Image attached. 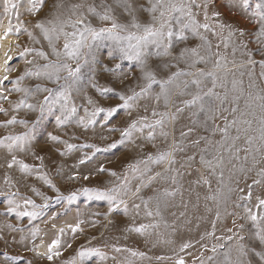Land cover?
I'll return each instance as SVG.
<instances>
[{
  "label": "snow or ice",
  "instance_id": "snow-or-ice-1",
  "mask_svg": "<svg viewBox=\"0 0 264 264\" xmlns=\"http://www.w3.org/2000/svg\"><path fill=\"white\" fill-rule=\"evenodd\" d=\"M217 3L218 0H113L112 3L100 0L97 4L95 0L91 3L89 0L75 3L55 0L49 14L37 20L30 30L22 19L21 10L35 17L45 7L46 0H0V28H4L0 41L9 34L17 37L27 35L32 45H40L38 48H21L17 42L15 51L9 48L4 53V75L0 76V113L8 116L9 109L3 107V102L7 101L13 113L25 110L38 114L34 120L17 119L16 115H12L0 123V127L4 128L20 125L25 129L20 134H9L0 139V148L10 156V160H6V167L18 168L21 178L36 175L37 179L43 180L57 193V204L66 202L71 205L81 195L89 200H105L109 205L108 215L122 209L125 215L130 216L132 223L126 228L127 232L147 237L159 229L161 223L168 227L164 213L170 208L187 209V203L173 202L177 196L183 198V177L198 164L195 184L207 189L204 196L206 212L212 213L214 210L211 230L201 239L217 241L211 248L208 244L202 245L205 252L210 251L213 255L205 257L201 254L200 264H264V195L254 198V189L264 188V88L256 90L255 72L258 66L259 78L264 80V0H228L227 3V8L233 14L247 19L255 27L251 41L245 39L249 35L245 30L222 19V12L216 10ZM5 19L8 21L6 26L3 23ZM93 19L99 24H94ZM190 37L200 43L182 47L177 52L176 45L185 44ZM250 43L257 45L256 53L262 57L259 62L249 48ZM105 45L108 47V58L119 61L114 67L103 64L98 58L100 48ZM14 55L25 68L20 76L11 80L10 74L17 70L16 66H9ZM238 55L240 59H237ZM152 58L159 63L150 65ZM125 61L140 70L138 80L142 83L132 88L131 94L99 84L98 70L122 79L125 73L121 69ZM237 68L247 69V91L244 81L237 78ZM244 74L241 72L240 76ZM27 79L46 83L28 87L24 84ZM6 81L11 87L5 84ZM88 88L94 89L101 97L115 94L122 103L109 108L99 106L91 96H87ZM13 92L22 94L16 102L9 99ZM41 94L42 99L38 100ZM79 95L85 96L88 105L83 108V115L75 101ZM145 100L153 105L150 112L145 104V115L133 119L123 129H110L120 131L121 139L105 148L88 143L78 146L57 135L47 134L52 142L65 145L61 156H67L73 150L92 149L91 155H83L80 164L92 160L97 153L116 149L120 144L134 143L141 137L153 148L157 147L155 141L158 136L168 145L131 164L123 177H118L114 171L109 172V175L120 180L110 188L84 187L64 196L46 173L39 174L38 169L17 157L18 152L31 150L47 115H54L59 128L75 122L87 130L95 127L98 121H102L101 127L108 124L121 109L131 116ZM161 106L163 110H160ZM186 111L190 113L191 123L180 130L177 139L174 126ZM218 119L223 121L222 126L217 123ZM198 129L208 135H198L189 143V138ZM253 132L256 134L253 135ZM217 134L219 139L210 138ZM189 147L194 149L192 154L178 161L177 153L185 152ZM32 155L43 162V157L35 152ZM153 166L162 167L163 171H153ZM96 171L104 173L106 169L101 165ZM252 171H255L256 178L247 185V190L239 187L241 180H246ZM212 177L216 179L215 188ZM69 179L76 177L70 176ZM84 179L87 180L88 176ZM133 179L138 181L134 188L131 184ZM144 189H152L153 194L145 197L141 194ZM31 190L43 196L37 189ZM233 194H236L235 199ZM0 197L7 200V211L19 218L27 217L29 221L41 217L51 199L43 196L44 203L37 204L21 196L10 175L4 179ZM208 201L212 202V207ZM229 204L241 211H229ZM141 212L148 222L137 224L136 219ZM179 215L185 216L186 211ZM227 217L233 218V227L226 229V235L218 236L217 223ZM9 228L24 231L12 225ZM39 231L38 228L32 231L33 243ZM80 231L83 229L79 224L72 227L73 233ZM59 232L60 236L47 245L45 254L50 261L61 255L64 229ZM25 239L22 236L21 242ZM67 246L71 247V244ZM192 246L190 242L184 243L180 251L184 252ZM39 247H44L43 241ZM112 249L116 253H128V257L118 264H135L134 258L151 259L146 253L132 248L112 245ZM32 250L35 251V247ZM91 256L100 257L102 262L106 259V253L101 248L82 247L77 257L68 264H83ZM253 257L256 258L255 262ZM112 259L116 260V257ZM157 259L163 260L165 257ZM8 260L12 264H19L15 257H6ZM175 264H185V259L181 256Z\"/></svg>",
  "mask_w": 264,
  "mask_h": 264
},
{
  "label": "rangeland",
  "instance_id": "rangeland-1",
  "mask_svg": "<svg viewBox=\"0 0 264 264\" xmlns=\"http://www.w3.org/2000/svg\"><path fill=\"white\" fill-rule=\"evenodd\" d=\"M70 2H79V0H70ZM89 2H93V0H89ZM100 0H95V3L99 4ZM108 3H112L113 0H107ZM55 3V0H46V5L42 9V11L37 14L35 17L31 16L22 11V19L26 26L29 29H32V25L39 19H43L49 12L52 10L51 5ZM228 0H218L216 5V10L222 12V19L225 21L232 23L234 26L245 30L249 35L245 37L246 40L251 41L252 36L251 33L255 32V27L245 18L241 17L238 14H233L227 8ZM0 15H2V7H0ZM146 18V16H145ZM4 25L6 26L8 21L4 20ZM94 24H99V21L93 19ZM4 32V28H0V35ZM9 36H13L14 46L13 51H15V45L18 42L21 45V48L25 46H35L40 47V45H32L27 35H20L19 37L9 34ZM199 40L196 38L190 37L189 40L185 44H177L176 51L178 52L180 48L185 46H195L199 44ZM215 43V40H214ZM250 50L254 54V58L259 62L262 57L256 53L257 45L254 43L249 44ZM108 47L105 45L100 48L98 52V58L103 64H108L110 67H114L115 63L119 61H112L107 56ZM237 59H240L239 55ZM43 63V61H40ZM159 63L156 58H152L150 61V65L155 66ZM16 66V71L10 74V79L14 80L24 71L25 65L22 61H19L17 56H13V60L9 66ZM183 67V65H181ZM125 76L121 79L102 70H98L97 72V80L101 86L113 87L117 92H122L124 94H131L130 90L135 88L138 83H142V81L138 80L140 76V70L136 65L130 64L125 61L122 64V69ZM175 69H172L174 71ZM236 75L238 79H242L244 81V88L248 90L249 78L247 74V69L237 68L235 69ZM244 72L243 76H240V73ZM256 90L264 88V80L259 78L260 69L257 66L256 70ZM37 83H46L43 81H37L35 79H27L24 84L28 87H34ZM8 87L11 85L8 81L5 82ZM49 87H54V85L48 84ZM138 90V89H137ZM22 94L13 92L9 99L13 102L18 101L21 98ZM87 96H91L99 106L109 108L115 107L122 103L115 94H108L107 96L101 97L94 89H87ZM37 99H42L41 96L37 97ZM75 101L78 106H80V114L83 115V108L88 107L87 101L84 95H79L75 97ZM35 103L36 101H32ZM147 104L149 106V112L151 107V101L145 100L141 101L140 107L132 112V115L129 116L123 109H121L109 122L108 124L101 127L102 121H98L95 127H91L87 130L78 126L75 122L70 123L69 125L59 128L56 126L54 115H47L43 119L37 133L36 139L33 141V145L31 150L28 152H18L17 157L23 160L25 163L34 166L39 170V174H47L48 178L52 181L53 184L57 188L60 189V193L64 196L69 195L72 191H78L84 187L91 188H99V189H107L115 184L120 183V180L117 177H113L109 175V172H116L118 177H123L129 170V166L136 161L143 159L149 153H155L157 148L165 149L168 145L162 142V138L157 137L155 143L156 148H153L151 143L145 141L143 137L135 140L134 143H124L118 145L116 149L110 150L104 153H97L92 160L88 161L85 164H80L79 160L83 157L85 153L91 155L92 149H82V150H73L71 154L67 156H61L60 152L65 151V145L56 144L48 139V133L59 136L62 140H66L69 143H73L76 145H83L85 143L94 144L101 148L107 147L109 144L118 142L121 139L120 131H111L110 129H123L127 127L128 123H130L133 119L138 116L145 115L144 105ZM243 102L241 101V105ZM3 107L9 109L8 116L0 113V123L7 121L10 119L12 115H16L17 119H29L34 120L38 115L37 113H27L25 110H22L20 113H13L11 111L10 104L5 101L3 102ZM163 107L161 106V109ZM58 114V113H57ZM231 119V117H229ZM190 113L185 112L181 115L179 121L176 122L174 126V132L177 139H179V133L182 128L190 125ZM217 123L221 126L223 125L222 120H217ZM256 127V124H253V128ZM25 129L20 125L10 126L8 128L0 127V139L4 138L9 134H20L24 132ZM253 135L256 133L253 132ZM198 135H208L204 133L202 129H198L192 137L189 138V143L191 139H194ZM212 139H219V134L215 137H210ZM171 139V138H170ZM169 139V142H170ZM240 143H243L241 141ZM194 149L189 147L185 152L177 153L176 158L178 161H182L186 158L187 155L192 154ZM35 152L38 156L43 157V162L33 156L32 153ZM6 160H10V156L7 151L3 148H0V188L4 187V179L7 175L12 177V181L16 183L17 188L19 189L20 195L23 197L30 198L34 200L37 204H43V196H48L51 199L48 201V208L43 210V215L34 221H29L27 217L19 218L15 213L7 211V200L4 197H0V264H12V261H6V257H15L18 259L19 264H28L31 261V264H68V262L72 261L74 257H77L79 250L82 247H99L106 253V259L102 262L100 257L91 256L84 260L83 264H118L120 257L115 255V252L108 244H105V241L111 240H119L121 237H126V228L132 223L130 216L124 214L123 210L117 209L116 213H109V205L105 200H89L87 197L81 195L78 199L72 203L71 205L66 202L63 204H57V193L54 189L50 188L47 184L44 183L43 180L37 179L36 175L27 178H21V173L18 168L8 169L6 167ZM103 165L106 169L104 173H98L96 170L99 166ZM179 167V164H177ZM199 165H194L191 170V173L195 174L196 168ZM162 167L153 166V171H159ZM189 170V172H190ZM183 171V170H182ZM70 176H75L76 179H69ZM88 176V179L85 180L84 177ZM228 172H225V178L227 179ZM255 171H252L248 174L246 180H241L239 187L247 190V185L252 182V179H255ZM212 186L216 187V179L212 177ZM138 181L131 180V184L133 188L137 185ZM183 192L187 191V195L189 192L194 191V180L186 178V175L183 177ZM159 186V185H157ZM235 186V185H233ZM35 188L39 192L43 194V196L37 195L31 189ZM206 189V188H205ZM15 190V189H14ZM202 191V190H201ZM207 191V189H206ZM198 196L200 192H197ZM145 197L153 194L152 189H144L141 193ZM202 198H197L192 200L193 205L200 204L199 207L194 208L193 211H198V209L202 208V214L204 220L211 215L212 218L208 222L196 223L193 225V230H198L200 226L206 228V232L211 230V222L214 219V210L212 213H208L205 210L203 203L204 193L201 192ZM184 195V194H183ZM186 195V199H180V196L175 198L174 204H180L181 202L185 203L188 196ZM256 195H264V188L257 187L254 189V198ZM236 194H233V199H235ZM23 203V201H20ZM212 207V202H207ZM131 204V201L129 202ZM229 211H237L240 212V209H234L231 204H229ZM177 207L170 208L167 212L164 213V220H172L171 224L167 222L168 227H165L163 223L158 231H166L168 233L171 232V229L176 230L178 227L182 229L187 227V220L184 218L185 216H180ZM183 210H180L182 212ZM175 212L176 215H172ZM188 212V209H186ZM59 213V215H56ZM55 216V219L52 217ZM107 216V218H106ZM184 218V220L182 219ZM232 217H227L223 220V222L217 223V235H226V229L233 227L232 225ZM83 221V223H81ZM111 221V223H109ZM181 221H183L181 223ZM148 222L143 217V212H141L140 217H137L136 223H145ZM79 224L80 228L83 231L80 232H72V227H75ZM9 225H12L16 229L23 228L24 231H12L9 228ZM163 227V228H161ZM198 227V228H197ZM39 229V235L35 238V242L33 243L32 231L34 229ZM60 229H64V233L61 236V247L60 252L61 255L58 257H54L53 260H48L46 254H42L41 250H46L47 245L55 239L57 236H60ZM105 230H107V234L105 236ZM111 232V234H110ZM204 232L202 236L206 233ZM129 232H127L128 234ZM26 237L24 242H21V237ZM141 236V235H140ZM201 236V237H202ZM107 237V238H105ZM193 237H196L195 235ZM201 237H197L192 241L194 244L196 241L200 242L199 245L193 246L191 249L193 250L191 255H186L184 258L183 254L186 252L180 251V245H175L172 249L176 254L174 255V260L167 262L166 259L161 260L159 264H175L176 259L179 257H183L185 259V264H200L199 257L203 254L205 257L213 255L210 251L205 252L202 245L208 244L209 248H211L213 243H217L214 239H201ZM145 238V236H142ZM41 241L44 242V247H39ZM71 244V247L67 245ZM197 246V247H196ZM35 247V251L32 249ZM137 250L138 248L135 244L129 246V248ZM201 251V252H200ZM144 252V250H141ZM197 252L196 254H193ZM113 254L116 257V260H113L109 254ZM177 253H179L177 255ZM128 257V253H126L123 257ZM136 258H134L135 260ZM255 262V257L252 258Z\"/></svg>",
  "mask_w": 264,
  "mask_h": 264
},
{
  "label": "crops",
  "instance_id": "crops-1",
  "mask_svg": "<svg viewBox=\"0 0 264 264\" xmlns=\"http://www.w3.org/2000/svg\"><path fill=\"white\" fill-rule=\"evenodd\" d=\"M159 171H163V168ZM186 178L188 179H192L194 180V191H191L188 193L187 195V191L183 192V198L179 197L178 201H180V199H186V195L188 196L187 200L185 201V203L188 204V212H186V216L184 217L187 220V229L185 227H183L182 229H180L179 227L176 230L171 229V232L168 233L165 230L164 231H158L156 230L155 232H153L150 236H147L145 238H142V236H140L137 233H128L126 232L125 235H127L126 237H121L119 238V240H114L113 242L109 239L108 241H105V244H108L110 246V248H112V245H116L119 247H127L129 248V246H132L133 244H135L138 248V251L144 250V253H146L147 257H150L151 259H143L141 260L140 258H136L135 259V264H159L161 262L160 259H157L158 257H165V259L167 260V262L173 261L174 260V255H176L173 252V247L175 245H182L184 243H191L193 246L195 245H199L200 242L196 241L194 244L192 243V241L194 239H196L197 237H201L203 235L204 232H206V228H203L202 226H200V228L198 230L195 231V229L193 230V225L195 226L196 223H200L203 222L204 217H203V212H202V208L198 209V211H193L195 207V205H197L196 203L193 205L192 200L199 198H202V194L201 192L204 193V196L207 194V191L205 189V187L203 186H197L195 184V180L198 178V173L195 172V174L191 173L190 170V174H186ZM202 190V191H201ZM200 192L199 196L197 195ZM130 202V201H129ZM205 204V203H203ZM200 205V204H198ZM210 206V205H209ZM211 207V206H210ZM121 210V209H120ZM176 210H179L178 213H180V210L186 211V209H184L183 207L180 208H176ZM116 211H113V213H116ZM184 218H182L184 220ZM212 216L209 215L204 221L208 222L209 220H211ZM203 219V220H202ZM168 223L171 224L172 220H167ZM183 221H181L182 223ZM218 226V225H217ZM163 228V227H161ZM198 228V227H197ZM107 230H105V236L107 234ZM111 234V232H110ZM196 237H193V236ZM108 236V234H107ZM107 238V237H105ZM192 246V247H193ZM192 247L186 249L185 253L183 254L184 258L186 257V255H191L192 253ZM197 247V246H196ZM132 248V247H131ZM201 252V251H200ZM197 252H194L193 254H196ZM126 253H116L115 255H117L118 257H120V260L123 261V257ZM179 253H177L178 255ZM110 257L114 256L113 254H109Z\"/></svg>",
  "mask_w": 264,
  "mask_h": 264
},
{
  "label": "bare ground",
  "instance_id": "bare-ground-1",
  "mask_svg": "<svg viewBox=\"0 0 264 264\" xmlns=\"http://www.w3.org/2000/svg\"><path fill=\"white\" fill-rule=\"evenodd\" d=\"M14 40L15 38L13 36L8 35L6 39L0 41V44H2V47H0V76L4 75L3 65H4V60L6 59L4 53L7 52L9 48L13 49ZM41 253L45 254L46 250H41Z\"/></svg>",
  "mask_w": 264,
  "mask_h": 264
}]
</instances>
